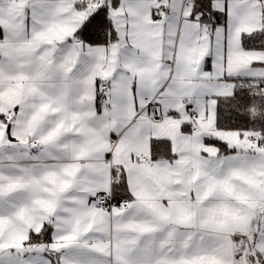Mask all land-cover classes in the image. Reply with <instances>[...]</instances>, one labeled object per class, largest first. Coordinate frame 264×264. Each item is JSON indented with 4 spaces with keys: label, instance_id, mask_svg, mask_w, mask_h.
<instances>
[{
    "label": "snow or ice",
    "instance_id": "obj_1",
    "mask_svg": "<svg viewBox=\"0 0 264 264\" xmlns=\"http://www.w3.org/2000/svg\"><path fill=\"white\" fill-rule=\"evenodd\" d=\"M0 264H264V0H0Z\"/></svg>",
    "mask_w": 264,
    "mask_h": 264
}]
</instances>
